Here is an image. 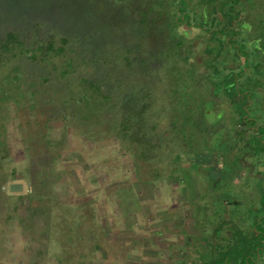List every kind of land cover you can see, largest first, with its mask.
<instances>
[{"label":"rangeland","instance_id":"rangeland-1","mask_svg":"<svg viewBox=\"0 0 264 264\" xmlns=\"http://www.w3.org/2000/svg\"><path fill=\"white\" fill-rule=\"evenodd\" d=\"M225 1L0 0V264H126L124 229L141 223L132 211L152 223L186 198V213H207L188 187L221 214L247 200L235 207L241 219H229L242 232L227 243L219 230L231 226L212 217L221 240L214 263L264 264V184L255 183L264 167L236 185L228 154L245 143L253 154L246 162L262 161L264 88L250 80L258 74L248 36L225 30L235 0ZM189 65L203 67L190 74ZM201 85L212 98L222 91L236 114L245 95L257 139L225 122L222 110L209 114L213 101ZM132 104L140 116L130 117ZM225 135L233 140L222 142ZM210 152L221 159L185 169L196 184L180 174L179 156L192 163ZM12 183L21 191H9ZM255 219L259 242L241 227Z\"/></svg>","mask_w":264,"mask_h":264},{"label":"crops","instance_id":"crops-1","mask_svg":"<svg viewBox=\"0 0 264 264\" xmlns=\"http://www.w3.org/2000/svg\"><path fill=\"white\" fill-rule=\"evenodd\" d=\"M13 184L17 183H12L10 186ZM195 189L196 187L190 188V192L188 190L191 194V201L193 203L199 202L200 208L207 209V213L204 215L202 213L195 214L194 212L186 213L192 206L191 202L186 201V198L183 199L184 201L182 200V204L177 209L178 211H168L169 215L160 212L157 217L153 218L152 223L146 222L147 217L143 216L144 220L141 217L142 215L139 217L138 213L143 211L140 212L138 209L132 211L129 218L138 216L137 221L141 223L137 226L138 223L136 222L137 227L133 226L134 223H131L132 225L130 224L127 226L128 228L124 229L126 234H123V236L126 235V238L123 241L128 247V253L125 254L126 264H214L215 261L219 260L220 252H218V249L220 247L218 245L221 240L215 237L219 225H211L212 217L221 219L223 216L222 221H226L227 226H231L227 228L228 231L219 230L220 233H223L221 237L227 234V242L234 238L237 235L236 233L240 232V229L230 221L231 219L235 220L231 213H226L224 216L218 211L215 212L212 206L204 205L201 194L197 196L198 193ZM182 208L185 209L180 210ZM210 212L211 215L208 214ZM208 233L213 234V236L209 238ZM244 233L251 236L250 231ZM224 240L225 237L223 243ZM131 251H134V253L131 254Z\"/></svg>","mask_w":264,"mask_h":264},{"label":"flooded vegetation","instance_id":"flooded-vegetation-1","mask_svg":"<svg viewBox=\"0 0 264 264\" xmlns=\"http://www.w3.org/2000/svg\"><path fill=\"white\" fill-rule=\"evenodd\" d=\"M188 40H190V38H188L187 39V41ZM228 43H229V41H228ZM214 45V47H216V45L217 44H215L214 42H211V40H210V45ZM212 45V46H213ZM205 47V46H204ZM207 48V47H206ZM205 48V49H206ZM207 50V49H206ZM220 50L221 51H224L225 49L224 48H220ZM202 54H205L206 56H207V54L205 53V50H202ZM223 54H225V55H227V56H230V54L229 53H227V52H223ZM227 63V62H226ZM189 67H190V74H191V72L192 71H200V70H202V67L203 66H197V65H189ZM244 71H242L241 72V74L243 73ZM232 76V75H231ZM264 77H257V76H254V77H252V78H250V80L251 81H254L255 80V83H257L258 85H259V87H261L262 89L264 88V83H262V79H263ZM197 80H198V78H197ZM257 81V82H256ZM199 83V82H198ZM197 84V83H196ZM204 84V83H203ZM246 84V83H245ZM198 87V86H197ZM196 89V88H195ZM200 92H202V93H205L206 92V95H205V101L207 102V101H210V100H212L213 101V110H210L209 111V114L210 113H214V112H217V110L219 109V110H222V114H223V116H222V119L223 120H225V122L227 121V122H231V123H233V126H234V128L239 132V133H243V135H244V133L247 131L248 133H249V137H251L253 140L256 138L257 139V136H256V132H257V125H256V123H255V121H253V120H250L249 118H248V113L247 112H244L243 110L245 109V108H247L248 106H247V104H248V102H247V100H246V97H245V95H243V96H241V97H237V100L236 101H238V104H239V102L241 101V100H243V103H242V105H240V106H242L241 107V113L240 114H236L235 112H232V111H230L229 110V108H226L227 106H229V103H228V97L225 95V94H221V92L222 91H220V94L217 96V97H215V98H212L211 96H210V94H209V92H208V89H209V87H205V86H203V85H201V86H199L198 88H197ZM184 93L185 94H189L188 93V91H184ZM223 93V92H222ZM242 98V99H241ZM262 100H258L259 101V104H261V105H263L264 104V91L262 92ZM236 99V98H235ZM220 104V105H224V107H222V108H220L219 107V105H217V104ZM236 103V102H235ZM247 103V104H246ZM235 105V104H234ZM217 107V108H216ZM243 108V109H242ZM239 109V108H238ZM204 111H206V110H204ZM201 112H203L202 111V108H199V109H197V112H196V114L198 115V116H201ZM242 112H244V113H242ZM184 118H185V116L184 115H180V117L179 118H177L178 119V121L180 122V121H183L184 120ZM248 121V122H247ZM247 122V125H248V127L245 125V123ZM232 137V138H231ZM232 141L233 140V135H231V136H229V135H225L224 136V138H223V141L222 142H224V143H227L228 141ZM261 140V138L259 139V141ZM240 146V148L241 149H239L238 150V152H239V154L237 155V156H235L234 155V157H232L233 156V154H235V152H234V150L233 149H231L230 150V152H228V154H229V158L231 159V158H233L234 159V164H233V168H232V175H231V178L229 179V180H232V183L234 182L236 185H239V184H241V182L239 181V180H235L237 177H243L244 176V179H246V177H253L254 176V172L257 170V172H260V170H262L263 169V167H264V143L262 142V141H260V145H259V151H260V154H261V158H262V161L259 163H256L257 164V166H255V164H251V163H247L246 161H248V160H251V158L253 157V154H252V152L249 150L248 151V149H245V151H243V147L244 146H246L247 147V145L245 144V143H241V145H239ZM235 148H237V147H235ZM242 150V154L240 155V151ZM242 157V159H240ZM199 158V160L197 159V161H194V162H192V163H189V162H187V161H184V159L182 158V157H180L179 156V158H178V160L180 161L178 164H181V165H183V166H181L180 168H182L181 170V172H180V174L181 175H184L183 174V172L185 171V175H186V177L188 176L189 178H190V181L191 180H193L194 182H195V179H194V177H195V174L193 173H191L192 171H197V170H199V168H202L201 166H207L208 168L210 167L209 165H210V163L211 162H213L214 161V159H221V157L220 156H216V153L214 152H210V153H205V154H202V156L201 157H198ZM241 160V161H238V160ZM226 160V159H225ZM183 161V162H182ZM192 161H193V158H192ZM196 162H199L200 164H197ZM237 162V163H236ZM190 164H192V165H194V168L190 165ZM188 165V166H187ZM191 169L190 171H187V170H185V169ZM184 170V171H183ZM241 172L243 173V175H241ZM191 173V174H190ZM196 173V172H195ZM260 174V173H259ZM258 178V180L259 181H257V182H255V183H261V184H264V171H263V173H262V175H256ZM187 177V178H188ZM188 178V179H189ZM215 178V177H214ZM223 178H225V177H223ZM226 179V178H225ZM253 179V178H252ZM219 180H220V178H219ZM235 180V181H234ZM195 184H196V182H195ZM252 185V184H251ZM262 187V186H261ZM260 187V188H261ZM188 190H189V192L191 191L190 190V188L188 187L187 188ZM188 192V191H187ZM188 192V193H189ZM251 192H252V195H253V197L254 198H256L255 196H258V194H259V192H257V189L255 188V186H253V189H251ZM194 194V193H193ZM200 196V194H197V196ZM245 202H247V200H237V201H234L233 202V204H234V208L233 209H230V210H226V211H224L223 212V214H224V216H225V214L226 213H228V214H232L233 216H234V213H235V219H238V221L241 219V212L240 213H238V211L236 210V208L235 207H237V205H245ZM248 212V211H247ZM238 213V214H237ZM223 214H221V215H223ZM223 217V216H222ZM256 220H259V219H255V222H253V223H248V225H246V222H244V224H242L241 225V227H243V229H245L244 230V232L246 231V232H248V231H250V233H251V236L250 235H247V237L248 238H251V239H255V241L257 242L259 239H260V237L262 236V233H260V232H257V226L259 225V222L257 221L256 222ZM248 226H249V229H248ZM240 232H242L241 230H239ZM239 233V232H238ZM238 233H236V234H238ZM236 236V235H235ZM259 242V241H258ZM226 243H227V241H226ZM252 251V252H251ZM258 252H259V249L258 248H256V246L254 245V250H252V247H251V249H249V251H248V256H250V258L251 259H253V261L254 262H256V261H258V259H259V257L260 256H258ZM256 253V254H255ZM260 255V254H259Z\"/></svg>","mask_w":264,"mask_h":264},{"label":"trees","instance_id":"trees-1","mask_svg":"<svg viewBox=\"0 0 264 264\" xmlns=\"http://www.w3.org/2000/svg\"><path fill=\"white\" fill-rule=\"evenodd\" d=\"M210 1L213 3L217 0ZM223 2L227 3L225 0ZM225 12L226 17H228L226 27H230L225 29L226 32L231 31V33L243 38L248 36L245 40V51H250L249 64L253 69V73L258 74L257 77H264V0H235L232 9L225 10ZM14 38V34L8 35V40L11 41ZM231 41L230 39L229 42ZM222 46L220 47L223 48ZM129 107L134 113L130 117L133 118L139 115L137 105L132 104ZM137 121L140 120L137 119ZM140 124L139 127L142 128Z\"/></svg>","mask_w":264,"mask_h":264},{"label":"water","instance_id":"water-1","mask_svg":"<svg viewBox=\"0 0 264 264\" xmlns=\"http://www.w3.org/2000/svg\"><path fill=\"white\" fill-rule=\"evenodd\" d=\"M22 187L20 184H13L12 186L9 185V191H12V192H18V191H21Z\"/></svg>","mask_w":264,"mask_h":264}]
</instances>
